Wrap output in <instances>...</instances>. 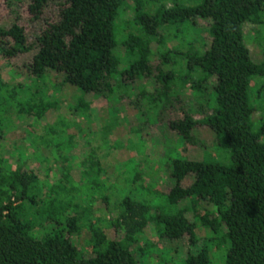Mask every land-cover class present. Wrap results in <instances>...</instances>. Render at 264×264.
I'll list each match as a JSON object with an SVG mask.
<instances>
[{
    "label": "trees",
    "instance_id": "1",
    "mask_svg": "<svg viewBox=\"0 0 264 264\" xmlns=\"http://www.w3.org/2000/svg\"><path fill=\"white\" fill-rule=\"evenodd\" d=\"M130 1L0 0V57L33 53L28 85L0 76L2 116L39 126L62 104L51 82L79 94L70 116L88 118L97 96L137 111L132 132L154 125L177 140L165 144L162 189L138 157L65 158L78 143L65 118L30 130L44 132L33 154L43 169L0 163V264H150V228L156 240L189 242L153 264H264V0Z\"/></svg>",
    "mask_w": 264,
    "mask_h": 264
},
{
    "label": "rangeland",
    "instance_id": "2",
    "mask_svg": "<svg viewBox=\"0 0 264 264\" xmlns=\"http://www.w3.org/2000/svg\"><path fill=\"white\" fill-rule=\"evenodd\" d=\"M127 3L131 5L130 0H127ZM166 4L168 6L171 5L170 1L166 2ZM132 13V10H127L126 19H131ZM205 25L204 22H200L197 27L203 28ZM246 34L249 41H252L255 37L254 32L250 29H247ZM169 46H175V43L169 42ZM249 47L251 48L252 45L250 44ZM32 55L33 53L20 56L13 59L10 63H7L0 57V76L2 80L8 82L11 86L19 82L23 85H28L30 79L28 65ZM152 59L156 60V57ZM46 86L48 87L47 94L51 95V98H60L62 104L58 111L55 110L47 114L40 121L41 124L39 126H35L31 120L25 118L16 116H12L11 118L9 114L3 116L1 115L2 113L0 114L3 117L1 128L5 127V132L0 138L1 164L13 168L20 166L25 170L43 169L33 158V154L39 152L41 137L44 132L37 135L36 133H31L32 131L30 130L35 132L38 128H42V124L53 125L58 121V118H65V120H69V128L66 129L67 134L74 135L75 141L78 142L74 150L67 153L65 158L72 156L80 161L90 150L96 149L104 166H117L120 163L124 164L131 157H138L142 160L145 172H151V178L158 180V183L162 185V189L166 188V177L162 169L161 160L165 158V144L168 143L170 146H173L177 142L174 134L163 131V128L154 125H148L142 134H136L131 131V127L140 124L137 111L131 110L128 107L124 108L125 111L122 112L119 107H111L107 105V102L103 98L97 96H91L87 99L90 104L88 118L86 116H70L68 106L72 105L76 97L79 96L76 90L72 87L57 89L51 82ZM143 86L146 88L148 94L152 93V87L146 81H144ZM193 100L196 102V98ZM123 104L126 103L124 102ZM3 105L0 104V109H3ZM169 114L171 118L177 119L182 116L181 110L175 104L169 108ZM57 128L62 129L60 125H57ZM104 136H106V145L111 149L103 147L105 145L102 144ZM46 154L48 155L47 152L43 153V155ZM72 176L76 180L79 175L76 172ZM146 179L147 181L152 180L149 176ZM93 213L97 216H104L105 211L97 204ZM149 233L150 239L154 242V251H157V253L164 252L170 248H188L189 246L187 238L167 242L156 240L151 228L149 229ZM106 234L110 239L119 240L122 238L120 231L117 232L111 228L106 229ZM72 240L78 247L83 242V239L78 237H74ZM156 254H153L154 259L149 260L150 264L158 263L159 259Z\"/></svg>",
    "mask_w": 264,
    "mask_h": 264
}]
</instances>
